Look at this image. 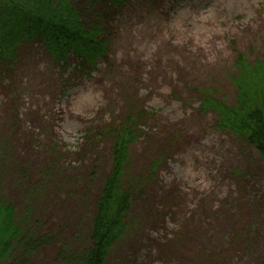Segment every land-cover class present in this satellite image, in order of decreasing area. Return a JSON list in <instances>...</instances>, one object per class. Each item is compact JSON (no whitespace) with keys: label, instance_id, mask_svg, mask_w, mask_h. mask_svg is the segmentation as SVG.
I'll list each match as a JSON object with an SVG mask.
<instances>
[{"label":"rangeland","instance_id":"rangeland-1","mask_svg":"<svg viewBox=\"0 0 264 264\" xmlns=\"http://www.w3.org/2000/svg\"><path fill=\"white\" fill-rule=\"evenodd\" d=\"M70 3L108 44L98 69L62 70L39 40L0 61V195L32 241L0 264L86 248L124 121L133 205L104 264H264V164L201 109L205 95L234 104V52L264 54V0Z\"/></svg>","mask_w":264,"mask_h":264},{"label":"trees","instance_id":"trees-1","mask_svg":"<svg viewBox=\"0 0 264 264\" xmlns=\"http://www.w3.org/2000/svg\"><path fill=\"white\" fill-rule=\"evenodd\" d=\"M113 2L117 0H111ZM70 0H0V61H12L14 47L24 38L41 35L54 61L66 60L70 51L88 63L103 55L106 43L98 38L96 26L87 29ZM240 73L235 79L236 99L232 106L205 97L203 111L218 116L217 128L235 134L252 146L264 164V61L255 66L238 57ZM136 134L126 122L112 143V166L102 184L96 210L90 221L85 245L63 260L68 264H104L113 244L128 230L132 197L121 186V176L129 161V145ZM15 216L14 207L0 195V261L18 247L26 250L32 241Z\"/></svg>","mask_w":264,"mask_h":264}]
</instances>
